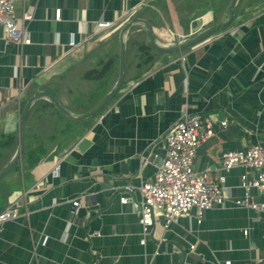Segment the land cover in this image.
Instances as JSON below:
<instances>
[{
	"label": "crops",
	"instance_id": "crops-1",
	"mask_svg": "<svg viewBox=\"0 0 264 264\" xmlns=\"http://www.w3.org/2000/svg\"><path fill=\"white\" fill-rule=\"evenodd\" d=\"M231 1H16L31 41L16 45L0 29V133L18 139L0 172L21 153L1 179L0 211L18 201L21 216L0 226V264H264V213L236 203L246 197L242 175L256 172L222 168L226 151L264 145V0H237L229 24L183 47L227 20ZM132 20L121 89L95 116L72 118L87 113L77 95L89 85V55L117 36L121 58ZM99 21L114 25L98 31ZM185 111L212 122L194 169L225 177V202L200 223L194 209L169 226L157 213L145 236L140 186L154 178L165 134ZM249 199L261 202V190Z\"/></svg>",
	"mask_w": 264,
	"mask_h": 264
},
{
	"label": "built area",
	"instance_id": "built-area-1",
	"mask_svg": "<svg viewBox=\"0 0 264 264\" xmlns=\"http://www.w3.org/2000/svg\"><path fill=\"white\" fill-rule=\"evenodd\" d=\"M16 1L0 0V29L8 41L22 45L30 43L31 39L29 32L18 25L15 13ZM127 15L128 13L123 15L121 20L127 18ZM113 25L114 23L109 21H99L98 31ZM70 45L75 43L70 41ZM221 124L226 126L227 121L224 120ZM213 134V125L208 118L188 111L182 113L168 129L164 138L165 154L156 164L154 178L140 186L141 201L138 214L145 236L151 234L157 213L164 216L165 225L169 226L194 209L200 223L207 209L225 202L223 192L225 177L219 176L214 181L207 173L194 169L198 148ZM235 166H243L256 172V177L253 179H249L248 171L242 175V186L246 190V197L237 200L236 203L264 213V145L257 142L246 150H229L223 153L222 168L229 170ZM58 170L59 165H55L52 173L57 174ZM252 187L261 190L263 195L261 202L249 199V191ZM121 200L127 201L125 197ZM73 204L76 206L79 202L75 200ZM19 207L20 203L15 201L0 211L1 227L6 221L21 216ZM225 264H231V261H226Z\"/></svg>",
	"mask_w": 264,
	"mask_h": 264
},
{
	"label": "trees",
	"instance_id": "trees-1",
	"mask_svg": "<svg viewBox=\"0 0 264 264\" xmlns=\"http://www.w3.org/2000/svg\"><path fill=\"white\" fill-rule=\"evenodd\" d=\"M131 43L132 41L128 40L127 44L125 43V47L126 45L130 47ZM141 47L143 50L142 56L147 60L150 57L149 48L145 44H141ZM89 60L92 67L87 69V73H84L89 85H87V88L79 90L77 95V107L83 108L84 112L92 110L99 100L115 87L118 81L120 65L119 38L115 36L112 40L101 43L99 48L89 55ZM69 90L73 92L72 88H69ZM40 104L43 107L49 106L44 101H40ZM35 108L40 110L36 105ZM26 121L25 118L24 125ZM17 145L18 139L15 134L0 133V159L9 161L13 157ZM13 169H19V164H16ZM4 181L1 180L0 185H3Z\"/></svg>",
	"mask_w": 264,
	"mask_h": 264
},
{
	"label": "water",
	"instance_id": "water-1",
	"mask_svg": "<svg viewBox=\"0 0 264 264\" xmlns=\"http://www.w3.org/2000/svg\"><path fill=\"white\" fill-rule=\"evenodd\" d=\"M237 0H232L230 5H229V14H228V19L220 22L212 27H210L209 29H207L204 33H202L197 39H195L194 41H191L190 43H188L187 45H184L183 47L189 46L192 43H194L195 41L209 35L211 32L216 31L217 29L226 26L227 24H229L233 18H234V12H233V7L235 5ZM135 20H132V22H130L126 27H124V29L122 30V34H121V58H120V73H119V79L117 81L116 86L114 87V89L112 91H110L103 99V101L96 107L94 108L92 111H89L87 113L82 114L81 116L78 117H73L70 115V113L63 107L61 106V104L58 103V107L61 109V111H63L64 113L70 115L72 118H76V119H85V118H90L95 116L97 113H99L107 104L108 102L119 92V90L121 89L123 82H124V58H125V44L123 41V35L125 33V31L127 29L130 28V26L132 25V23ZM51 97H53L50 93H45ZM42 95L41 94H37L34 97L30 98L26 107H25V112H27L29 110L30 104L32 103V101H34L37 98H40ZM23 129H24V124L23 121H21L20 126H19V132H20V152H22L23 150V146H24V138H23ZM21 157V153H19L12 161L11 163H9L6 167H4V169L0 172V180L7 174V172L12 168V166L19 161Z\"/></svg>",
	"mask_w": 264,
	"mask_h": 264
},
{
	"label": "rangeland",
	"instance_id": "rangeland-1",
	"mask_svg": "<svg viewBox=\"0 0 264 264\" xmlns=\"http://www.w3.org/2000/svg\"><path fill=\"white\" fill-rule=\"evenodd\" d=\"M73 74H74V73H73ZM77 77L80 78V75L78 74ZM71 79L76 80V76H75V77L73 76V77L68 78V80H71ZM82 81H83V80L80 78V80L78 81V83L81 84Z\"/></svg>",
	"mask_w": 264,
	"mask_h": 264
}]
</instances>
